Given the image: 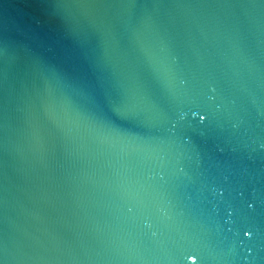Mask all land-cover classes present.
Listing matches in <instances>:
<instances>
[{"label":"water","instance_id":"1","mask_svg":"<svg viewBox=\"0 0 264 264\" xmlns=\"http://www.w3.org/2000/svg\"><path fill=\"white\" fill-rule=\"evenodd\" d=\"M104 3L0 0L4 264H264V0Z\"/></svg>","mask_w":264,"mask_h":264},{"label":"snow or ice","instance_id":"2","mask_svg":"<svg viewBox=\"0 0 264 264\" xmlns=\"http://www.w3.org/2000/svg\"><path fill=\"white\" fill-rule=\"evenodd\" d=\"M56 8H61L64 7V4L61 2H57L55 5H53ZM101 6H107L104 3V0H101ZM250 6H255L254 4L250 5ZM64 31L66 33V35L71 39L76 52L78 53L79 56L85 58L88 60V58L86 57L80 42L76 39L74 33L72 31H70L67 27H64ZM28 55V59L30 62V65L32 67L33 70L37 71L38 73H40L41 75H45L49 72H52L54 74H56L58 77H60L61 79L64 80H72L68 75H66L64 72L58 71L57 69H55L46 59L43 55L37 54L36 52H34L31 48H26L25 49ZM5 47L3 45V42L0 41V56H3L5 54ZM3 79H6V77H4L3 73H0V83H2ZM73 81V80H72ZM214 91V89H213ZM3 112V107L2 105H0V113ZM184 115L185 113H182L180 115V119L179 121L172 123V129H176L177 128V124L184 122ZM197 115L199 117V120L197 121V124L199 125V127L201 128H209L210 127V113L203 108H200V110L197 112ZM188 142L191 143V138L188 139ZM216 148L219 152H223V148L220 145H216ZM181 171H183V169H181ZM161 180L164 179L163 176L160 177ZM216 195L219 196L220 198H223L224 193L217 191ZM248 208L254 212L255 208L254 205L251 203H248ZM227 219L223 220V223L225 225H229V223L232 221V217L231 214H228ZM243 234V237H247V240L250 241L253 238V234L251 229H244L241 232ZM155 235V234H153ZM248 255H251V252L248 253ZM7 258V249L3 244H0V264H4V260Z\"/></svg>","mask_w":264,"mask_h":264}]
</instances>
